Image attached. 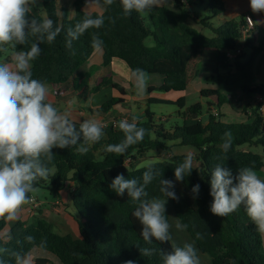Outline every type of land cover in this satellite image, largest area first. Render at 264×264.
I'll return each instance as SVG.
<instances>
[{
  "label": "trees",
  "instance_id": "16d2710c",
  "mask_svg": "<svg viewBox=\"0 0 264 264\" xmlns=\"http://www.w3.org/2000/svg\"><path fill=\"white\" fill-rule=\"evenodd\" d=\"M203 0H197L199 3ZM86 0H73L74 14L69 15L65 6H60L58 0H41L45 13L62 26L61 33L52 44L41 43V54L33 61V78L46 82L52 88L54 96H61L69 89L77 90L86 74L81 67L89 61L96 49L91 46L93 34L103 40V66H108L114 59L123 61L129 68H141L149 75H160L163 83L159 87L151 86L149 93L187 89L195 79L198 67L205 53H219L237 47L241 38L245 19L229 20L220 26L211 27L213 37L205 36L191 22L209 27L207 20L221 16L225 6L222 0H209L208 12L211 18L202 20L193 6L185 7L181 0H174V8L159 6L148 13V21L141 14L132 12L124 15L120 0L104 10V26L100 29H90L72 42V48L65 46L68 28L74 27L83 19ZM93 14L97 13L94 11ZM111 17L115 23L108 19ZM152 37L154 46H147L145 40ZM10 52L13 49L6 46ZM27 46H18L17 50H26ZM244 47H250L249 40ZM253 50L242 62L244 53L234 61L238 71L252 67L261 50ZM9 54V55H10ZM0 51L1 60H8ZM71 81V86L68 82ZM111 85L117 95L102 103L96 111L107 114L118 106L125 104L126 90L111 78L103 77L92 89V93L101 90L103 86ZM247 95H256L264 100V86H243ZM201 99L206 103V124L197 120L192 125L183 124L170 129L160 122H155V114L145 109V120H137L138 127H143L147 133L142 142L131 146L123 156L105 151L109 144H117L123 138L122 131L111 123L104 126L105 135L100 142L89 145L88 151L81 154L76 147L65 149L54 148V158L49 163L51 175L48 180H39L35 189L45 188L52 197H58L67 187L71 206L77 212L79 236L71 233L60 234L55 231L51 222L42 217H36L32 223L17 220L10 228L8 240H2V233L8 222L0 220V248L7 249L0 254L5 264H15L14 252L30 253L34 248L46 250L54 255L61 264H124L126 260H134L136 264H163L159 249L171 251V241L160 243L153 240L146 243L141 236V225L132 215L136 204L127 195L117 196L110 188L117 174L126 178L141 179L148 165H153L162 174V178L173 180L174 169L181 163L185 155H173L169 160L151 162L146 166L135 168L138 158L150 151L170 153L175 147H192L197 151L198 166L194 167L183 182H175V192L178 200L168 199L174 214L199 253L209 257L211 264H264L263 232L249 219L243 206L237 211L219 217L210 211L212 197L210 196V173L217 164H222L236 171L242 167H253L264 172L263 156L254 148L262 147L264 153V117L260 114V105L253 110L250 122L225 123L220 109L229 103L227 96L218 89H203ZM149 104H172L185 108V99L175 102L149 98ZM202 105H191L189 115L201 116ZM217 110V115L213 114ZM181 113V112H180ZM186 112L181 115H185ZM130 117L128 120H133ZM231 133V147L225 153L221 149L224 134ZM103 156L97 160L96 155ZM130 159L129 164L126 161ZM157 176L146 188L148 197H161ZM200 185L197 198H193L191 189ZM31 196V193H30ZM169 220V214L166 211ZM199 234V236H198ZM33 236L34 243L26 241L25 237ZM46 244L39 247L41 241ZM139 246L154 248L157 252L152 256L143 257ZM178 245V246H182ZM34 264H51L47 258H37Z\"/></svg>",
  "mask_w": 264,
  "mask_h": 264
},
{
  "label": "clouds",
  "instance_id": "9594fccd",
  "mask_svg": "<svg viewBox=\"0 0 264 264\" xmlns=\"http://www.w3.org/2000/svg\"><path fill=\"white\" fill-rule=\"evenodd\" d=\"M248 2L253 13H264V0ZM114 3L115 0H86L85 8L107 10ZM161 3L162 0H120L126 16L132 12L150 13ZM37 6H41V0H0V45L13 49L8 60L0 62V220L6 222L17 221L21 208L31 202L30 193L35 191L36 183L48 180L54 148L76 147L79 153L85 154L89 145L100 142L105 135L101 121H80L69 112L57 109L50 100L46 82L33 78V61L41 54L40 44L54 43L62 31V26L55 24L46 13L34 15L33 9ZM108 19L115 23L111 17ZM104 23L102 12H85L82 20L68 28L66 48L71 49L74 40L90 29L102 28ZM18 46L27 47L17 50ZM91 46L100 49L103 40L93 34ZM131 80L137 94L143 95L148 85L147 73L141 68L132 69ZM115 125L124 138L117 144L107 145L105 151L118 156L142 142L147 133L145 128L138 127L135 119H120ZM230 147L231 133L226 132L221 149L227 153ZM193 169L194 157L186 154L174 169L175 182H183ZM157 176H161L159 191L164 198H149L146 188ZM175 182L162 178L153 165H148L141 179L117 174L110 184L117 196L127 195L136 204L132 215L142 226L140 234L148 244L153 240L167 243L172 238L166 204L168 199H179ZM209 183L213 215L224 217L243 206L257 229L264 232V178L253 167H242L234 174L231 168L217 164L210 173ZM199 192L200 185H194L191 189L194 199ZM175 227L183 230L187 225L177 222ZM25 239L35 242L31 235ZM45 244L42 240L39 247ZM138 247L143 257L157 252L154 248ZM6 251L0 248V254ZM13 255L15 264H32L28 253L14 252ZM159 255L163 264H201L199 250L192 242L172 245L171 251L159 249ZM0 264H5L2 258ZM124 264H136V261L126 260Z\"/></svg>",
  "mask_w": 264,
  "mask_h": 264
},
{
  "label": "crops",
  "instance_id": "0c3cea01",
  "mask_svg": "<svg viewBox=\"0 0 264 264\" xmlns=\"http://www.w3.org/2000/svg\"><path fill=\"white\" fill-rule=\"evenodd\" d=\"M222 1L224 2V6H225L224 13L222 14L223 15L222 18H225L224 22L233 20V19L236 20V19L244 18L246 15H250L252 17L255 23V27H254V30L251 32L250 37L248 38L250 47H247V48H250L252 51L253 50L252 48L260 47L261 50L259 51L256 57V61L254 65L245 71H238L235 68L234 66L235 60L228 59L226 51H222L219 53H205L198 67V72L196 74L195 79L188 85L186 90L179 91V92L172 91V92L163 93V95H160L161 97H159V99L167 100L171 102H175L180 98L185 99V108L183 110L186 113L185 115H183V124H186V125H192L196 123L197 120L200 121V119L202 118L203 106L206 105V103L200 97V92L203 89H218L221 91L222 94L227 96L229 100V103H227V105H230V110H228V108L225 107V111L227 112L226 115L230 118L229 122H250L252 121L253 110L258 105H260L259 112L264 117V111H261V106L264 103L261 101L260 97L256 95H247L246 93L244 94L243 93L244 91L242 89L243 86H246V85L248 86H262L263 85L264 86V13H261V14L253 13L249 6L248 0H222ZM72 3H73V0H68L69 7L65 6L69 10L70 17H72L74 14ZM162 5L163 3H161L160 6ZM39 8L40 6H37L33 9L34 15L41 16L45 14V11L43 10L41 12ZM41 9H43L42 4H41ZM89 9L94 12H102V13L104 12L103 9H97L95 7H91ZM197 29L201 30L199 29V27ZM247 48H244L243 50L244 54H246ZM98 51L99 49L95 50V52H98ZM8 53L10 54V52ZM98 53H100L99 55L102 56V62H103V50H101V52H98ZM89 61L86 62L81 67L80 72L82 74H86L85 75L86 77L82 79L78 89L77 90L69 89L65 94L61 96L53 95V98L51 99V102L53 103V105L60 111L69 112L72 115V117L75 119H78L80 121H83L84 119H97L101 121L104 124V126L109 125L111 123H115L116 121H118L119 117H122L120 116V114H118V112L120 111L118 107H123L127 105L125 107V112L128 115L132 116V113L129 111L127 107H129L130 104L134 100H137L139 98H143V99L145 98L143 95L134 94V92L137 93V91L134 88L133 83L131 82V72L128 66L123 61L119 59H114L110 63V65L103 66L104 68L99 69V71H97L96 69H94L93 65H91ZM241 61L243 62L242 59ZM1 62H4V60H1ZM200 67H201V70H200ZM258 70L260 71L263 70V73L257 74L256 71ZM104 71H106V75L102 76V73ZM103 77L111 78L113 82L119 83L126 90L125 104L123 106H118L114 108L107 114L99 113L96 111V109L102 103H104L105 100H108V98L110 99L111 97L116 96L117 92L112 88L111 85H106V86H103L100 91L94 94L91 93V89ZM159 79H160L159 82H157L156 84L154 83L148 84L147 93H148L149 98L153 96L156 92L149 93L148 88L151 86H155V87L161 86V84L163 83L162 76H160ZM195 83H198V84L195 86ZM189 89H192L194 94L199 93V100H197L196 103L190 104L187 101ZM106 91H109V95H106L104 99H100L99 101L100 94H103ZM170 93L171 94L176 93V98H173V99L169 98L168 95H170ZM92 97L95 98L93 101L95 104L91 103V105H88L87 102ZM197 103H200L202 105L201 116L197 117L195 115L194 116L191 115V119L189 120L188 119L189 114L187 110L191 105H194ZM223 111H224V107L223 108L221 107L220 113L222 115L224 114ZM137 114H139L141 118L144 119L145 109L138 110ZM204 117H205L204 118L205 121L203 123L206 124L208 122V115L205 114ZM133 118L136 121L139 120L134 116ZM160 121H162V118L160 119ZM72 185H73V182H69V184H67V187H70ZM67 187H65L60 192V195L58 197H55V198L52 197L54 201L46 202V203L42 202L43 206L47 205V203H54L56 202V200H59V199L64 201V197L67 193H68V198L70 200ZM41 209L35 210L29 207L28 204L24 205L19 212L18 220H23L28 223H32L36 217H42L53 224L56 232L58 231L56 230L55 227H57L58 225L63 230H70L72 232L71 234H73L74 236H79L78 223L74 217L70 216V218H68L69 216H63V215L59 217L57 213L54 214V213H51L50 211H49L50 213H47L48 210H45V209L41 210ZM51 216H54V218H52ZM15 222L16 221L7 223L6 228L4 229L1 235L3 241H6L9 239L10 228ZM68 233L69 231H66V232H63L62 234H68ZM200 257H201L202 264H211L209 257H207L205 254L200 253Z\"/></svg>",
  "mask_w": 264,
  "mask_h": 264
},
{
  "label": "rangeland",
  "instance_id": "374dc122",
  "mask_svg": "<svg viewBox=\"0 0 264 264\" xmlns=\"http://www.w3.org/2000/svg\"><path fill=\"white\" fill-rule=\"evenodd\" d=\"M194 1L196 2V5L193 6V9H194V11L196 13H198L200 15L201 19L205 20L206 18H211V14L208 12V10H209L208 1L209 0H203L202 1V2H205V3H199V2H197V0H194ZM58 3H59L60 6H66V7H69V4H70V3L68 4V0H58ZM162 3H163L162 6H165V7H168V8H174V0H162ZM181 3L185 7H191L192 6V0H185V2L181 1ZM39 9L41 10V12L44 10V9H41V6H40ZM87 10L91 11L89 8H87ZM141 15H142V17H144V19L147 22L148 21V13L147 14H141ZM222 16L223 15L217 16L215 18H211L210 20H207L206 22H207L208 25H210L209 27H204L203 28V27H201L199 24H197L195 22H191V25H193L194 27H197V28L199 27V29H201L200 31L205 36L213 37V33H212L210 28L222 25L224 23V19H225V18H222ZM145 44L147 46H154L155 45V41H154V39L152 37H148L145 40ZM101 50L102 49H99L98 52H101ZM0 51L3 52L4 56H9V53H8L9 50H8V48L5 45H0ZM250 51H251L250 48L246 49V54H245L244 57H242L243 61L250 54ZM98 52H95L92 55V57L90 58V61H89L90 64L93 65L94 69H96L97 71H99V69L104 68L103 65H102V56H100L99 55L100 53H98ZM260 69H261V67H260ZM200 70H201V67H200ZM256 73L257 74H261V73H263V70H261V71L258 70V71H256ZM104 75H106V71H104L102 73V76H104ZM147 78H148V84L149 83L156 84L160 80L159 79L160 76H158V75H149V74H147ZM131 82H132V80H131ZM197 84L198 83H195V86ZM68 85L71 86V81L68 82ZM47 87L49 89V97H50V100H51L53 98L52 88L49 87V85H47ZM92 94H94V93H92ZM134 94H137V93L134 92ZM106 95H109V91H106L105 93L100 94L99 101H100V99H104ZM160 95H163V93L162 92H156L150 98H158L159 99V97H161ZM137 96H139V95H137ZM143 96H144L145 99L139 98L137 100H134L136 102L133 101L130 104V106L127 107L129 109V111L132 113V116L128 115L125 112V107L127 105L123 106V107H118L120 109L118 114H120V116H122V117H119L118 121L120 119H122V118L129 119L130 117H133V116L136 117L137 119H139V121H143V120H145V118L142 119L141 116L139 114H137V111L149 108L155 114V119H154L155 122L156 123H160L161 122L165 126V128L170 129L171 127L183 125V115H180V112L181 113L184 112L183 109L179 108L177 105H172V104H155V103L149 104V102H148L149 97H148L147 89L144 92ZM168 96L171 99L176 98V93H172V94L170 93V95H168ZM94 99H95L94 97L89 99L88 102H87L88 105H91V103H94L93 102ZM197 100H199V93H195L194 94L192 89H189V94L187 96V101L190 104H192V103H196ZM223 107H224V111H223L224 114L221 117V121L225 122V123H232V122H229L230 118L226 115L227 112L225 111V107H227L228 110H230V105L224 104L222 106V108ZM206 110H207V107H206V105H204L203 106V110H202V113H203L202 114V118L200 119L201 123H203L205 121L204 115L206 114ZM161 118H162V121H160ZM188 119L189 120L191 119V115L188 116ZM254 150L257 153L261 154L263 156V159H264V153H263L262 147H256ZM186 154H192L193 155V157H194V167H197L198 166L197 158H196L197 151L194 148H192V147H175L168 154H162L161 151H150L148 153H145V154L141 155L138 158L137 162H135V168H140V167L146 166V165H148L151 162L169 160V159L172 158L173 155H186ZM96 159L97 160H102L103 156L97 154L96 155ZM257 172L261 176V178H264V172H259V171H257ZM31 196L34 197L35 199H37L38 201H40L41 203L42 202L46 203V202L54 201V199L52 198V196L49 193V190L45 189V188L35 189V191H33L31 193ZM59 201L62 204L61 212H58V211L55 210V208L52 205L53 203H47V205H44V206L42 204V206L39 209H36V210H40L42 208L43 210L44 209L48 210L47 213H50V212L54 213V214L57 213L59 215V217L63 215V216H69L68 218H70V216L74 217L76 220L79 218L77 212L71 206V201L68 198V193L65 195L64 201L61 200V199H59ZM166 211L169 214V223L172 225V228L170 230L171 231V237H172L170 241H171L172 245H177L178 246V245H181V244H183L185 242H191L189 237H188V234L186 233V231L184 229L183 230H179V229H177L175 227L176 223L179 222V220L175 216L173 207L168 201H167V204H166ZM51 217L54 218V216H51ZM57 227H55L56 230L59 233H61V234L63 232H66V231H69V233H72L70 230H63L58 225H57ZM263 240H264V232H263ZM28 254L32 258V264H34V261L37 258H48V259H50L51 264H61V262L54 255H52L50 252H48L46 250H42V249H39V248H34ZM201 264H202V262H201Z\"/></svg>",
  "mask_w": 264,
  "mask_h": 264
},
{
  "label": "built area",
  "instance_id": "2783aa9c",
  "mask_svg": "<svg viewBox=\"0 0 264 264\" xmlns=\"http://www.w3.org/2000/svg\"><path fill=\"white\" fill-rule=\"evenodd\" d=\"M182 2H185V0H181ZM251 20H250V19ZM245 19V23H244V26L242 27V31H241V38L237 44V47L232 49V50H227L226 51V54H227V58L228 59H237L238 56L240 54L243 53V50H244V44L245 42L248 40V38L250 37V34L251 32L254 30V27H255V23H254V20L252 19V17L250 15H246L244 17ZM261 101L264 103V100L262 98H260ZM261 111H264V104H262L261 106ZM217 110H213V114L214 115H217ZM125 119V118H123ZM130 162V159H128L126 161V164H129ZM31 197V202L28 204L29 207H31L32 209H39L43 203H41L40 201H38L37 199H35L34 197L30 196ZM53 207L55 208L56 211L58 212H61L62 210V204L59 200H56V202H54L53 204Z\"/></svg>",
  "mask_w": 264,
  "mask_h": 264
},
{
  "label": "water",
  "instance_id": "95a60500",
  "mask_svg": "<svg viewBox=\"0 0 264 264\" xmlns=\"http://www.w3.org/2000/svg\"><path fill=\"white\" fill-rule=\"evenodd\" d=\"M195 116H196V114H195Z\"/></svg>",
  "mask_w": 264,
  "mask_h": 264
}]
</instances>
